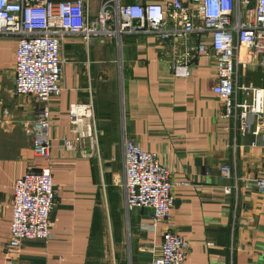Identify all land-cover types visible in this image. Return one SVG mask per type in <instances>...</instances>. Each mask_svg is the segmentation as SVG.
Returning <instances> with one entry per match:
<instances>
[{
  "label": "crops",
  "instance_id": "crops-1",
  "mask_svg": "<svg viewBox=\"0 0 264 264\" xmlns=\"http://www.w3.org/2000/svg\"><path fill=\"white\" fill-rule=\"evenodd\" d=\"M100 2L91 0L93 16ZM61 50L64 89L49 102L57 202L51 238L10 251L14 184L40 162L22 123L43 103L14 95L16 42L0 38V264H151L167 223L152 230L148 208L126 205L125 138L157 153L171 172L169 226L189 242L185 264H264V195L254 184L264 174V132L242 135L225 115L211 91L214 65L200 56L188 78H174L154 37L142 33L93 43L73 36ZM242 79L264 88L261 66ZM89 101L99 135L97 151L85 156L66 150L63 140L70 104ZM224 165L231 168L228 178Z\"/></svg>",
  "mask_w": 264,
  "mask_h": 264
},
{
  "label": "built area",
  "instance_id": "built-area-1",
  "mask_svg": "<svg viewBox=\"0 0 264 264\" xmlns=\"http://www.w3.org/2000/svg\"><path fill=\"white\" fill-rule=\"evenodd\" d=\"M90 5L91 0H0V38L16 42L14 95L33 96L43 103L33 120L22 123L40 162L28 165L14 184L10 251L26 240L46 243L51 238L50 217L57 202L49 102L64 89L61 48L69 37L93 43L122 35H152L161 61L174 78H188L198 58L205 56L214 65L211 91L235 128L242 135L264 132V88L242 79L247 69L261 66L264 70V0H101L96 16L90 13ZM93 109L92 101L70 104L69 136L63 140L66 150L85 156L97 151ZM123 150L126 205L148 208L152 230L160 222L167 223L151 264H185L189 242L169 226L174 205L170 170L157 153L131 139H124ZM221 173L228 178L231 168L224 165ZM254 184L264 195V174L254 178ZM261 248L264 258V241Z\"/></svg>",
  "mask_w": 264,
  "mask_h": 264
}]
</instances>
